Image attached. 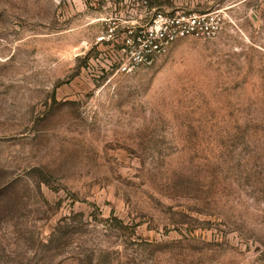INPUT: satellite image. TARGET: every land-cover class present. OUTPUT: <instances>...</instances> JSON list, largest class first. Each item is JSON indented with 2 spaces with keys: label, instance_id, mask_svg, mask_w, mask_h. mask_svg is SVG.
Returning a JSON list of instances; mask_svg holds the SVG:
<instances>
[{
  "label": "rangeland",
  "instance_id": "374dc122",
  "mask_svg": "<svg viewBox=\"0 0 264 264\" xmlns=\"http://www.w3.org/2000/svg\"><path fill=\"white\" fill-rule=\"evenodd\" d=\"M0 264H264V0H0Z\"/></svg>",
  "mask_w": 264,
  "mask_h": 264
},
{
  "label": "built area",
  "instance_id": "2783aa9c",
  "mask_svg": "<svg viewBox=\"0 0 264 264\" xmlns=\"http://www.w3.org/2000/svg\"><path fill=\"white\" fill-rule=\"evenodd\" d=\"M188 33V32H187ZM181 36H184L185 35V31H181ZM164 38V37H163ZM139 39H142L141 41L143 42H147V43H150V46L151 47H157L158 48V44H159V41H153V40H149L147 37H143V38H140ZM143 39H146V40H143ZM168 39L164 38L163 41L167 42ZM148 50V48L146 49Z\"/></svg>",
  "mask_w": 264,
  "mask_h": 264
},
{
  "label": "trees",
  "instance_id": "16d2710c",
  "mask_svg": "<svg viewBox=\"0 0 264 264\" xmlns=\"http://www.w3.org/2000/svg\"><path fill=\"white\" fill-rule=\"evenodd\" d=\"M143 40H146V39H143Z\"/></svg>",
  "mask_w": 264,
  "mask_h": 264
}]
</instances>
